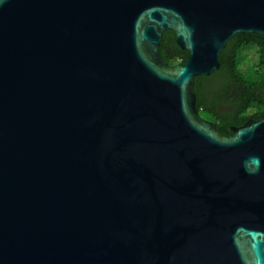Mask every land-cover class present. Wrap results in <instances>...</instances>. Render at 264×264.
<instances>
[{
	"label": "water",
	"instance_id": "1",
	"mask_svg": "<svg viewBox=\"0 0 264 264\" xmlns=\"http://www.w3.org/2000/svg\"><path fill=\"white\" fill-rule=\"evenodd\" d=\"M245 32L264 0H0V264H264V117L192 87Z\"/></svg>",
	"mask_w": 264,
	"mask_h": 264
},
{
	"label": "trees",
	"instance_id": "2",
	"mask_svg": "<svg viewBox=\"0 0 264 264\" xmlns=\"http://www.w3.org/2000/svg\"><path fill=\"white\" fill-rule=\"evenodd\" d=\"M171 64L187 59L189 51L176 42L173 29H166L160 45ZM200 115L215 122L222 136L249 119L264 117V36L236 33L220 54V67L210 75L194 78Z\"/></svg>",
	"mask_w": 264,
	"mask_h": 264
}]
</instances>
